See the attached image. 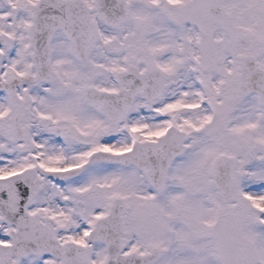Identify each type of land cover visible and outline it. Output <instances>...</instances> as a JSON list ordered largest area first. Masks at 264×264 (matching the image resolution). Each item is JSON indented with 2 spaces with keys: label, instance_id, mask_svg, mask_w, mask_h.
<instances>
[{
  "label": "snow or ice",
  "instance_id": "6c2138e0",
  "mask_svg": "<svg viewBox=\"0 0 264 264\" xmlns=\"http://www.w3.org/2000/svg\"><path fill=\"white\" fill-rule=\"evenodd\" d=\"M0 264H264V0H0Z\"/></svg>",
  "mask_w": 264,
  "mask_h": 264
}]
</instances>
